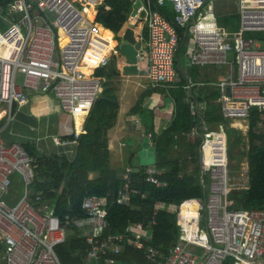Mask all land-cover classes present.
Here are the masks:
<instances>
[{
    "label": "built area",
    "instance_id": "obj_1",
    "mask_svg": "<svg viewBox=\"0 0 264 264\" xmlns=\"http://www.w3.org/2000/svg\"><path fill=\"white\" fill-rule=\"evenodd\" d=\"M140 1L141 8L133 9L130 18L138 21L139 15L146 13V39L137 65L148 72L152 88L169 92L191 87L186 74L191 68L182 72L183 62L190 67L228 65L231 78L215 83L222 91L224 116L232 121H246L252 108H264V37L258 40L249 36L264 33V0L239 1L242 22L235 33L218 23L213 0ZM103 3L104 0L14 1L8 13L19 15L20 20L5 34L0 33V108L6 118L12 120L15 108L28 102V92L52 95L64 114L75 122L81 120L74 133V142L80 141L102 91L103 80L95 72L109 46L97 22L98 7ZM87 11L96 13V19H90ZM167 14L173 15V19ZM109 65L110 60L103 67ZM19 74L24 76L22 85L18 83ZM191 103L195 114L200 105L193 99ZM201 137L198 157L189 158L196 159L201 168L204 197L187 199L175 208L180 240L160 264H224L228 258H233V264H264V208H228L234 203L228 199L231 189L242 184L233 178L230 136L227 131L205 130ZM34 162L22 145L7 144L0 138V244L5 247V264H61L56 249L69 238L67 226L47 210L45 197L39 195L33 200ZM134 169L129 167L124 173L125 183L118 193L120 204L131 199ZM157 170L156 166L148 168L147 181L166 186L156 177ZM15 176L21 179L23 194L18 202L10 204L6 197L12 191ZM187 202H195L198 210L184 212L182 206ZM82 208L87 219L75 221L74 227L82 232L90 223L99 231H83L90 246L88 260L97 264L111 253L119 254L128 239L138 249L146 250L148 260L160 257L158 249L147 245L153 232L143 223L131 228L129 237H102L101 232L110 228V220L121 215L108 210L106 201L95 195L85 197ZM189 233L205 236L206 241L192 240ZM192 245L202 251L193 250Z\"/></svg>",
    "mask_w": 264,
    "mask_h": 264
},
{
    "label": "trees",
    "instance_id": "obj_2",
    "mask_svg": "<svg viewBox=\"0 0 264 264\" xmlns=\"http://www.w3.org/2000/svg\"><path fill=\"white\" fill-rule=\"evenodd\" d=\"M15 0H0V9L8 13ZM135 0H104L98 7L97 22L104 28L115 33L119 39L126 30L128 23L132 22L131 15ZM110 10H109V9ZM170 19L173 15L167 14ZM12 23L20 20L17 14H9ZM235 25L225 23L223 27L231 32L241 29L242 18L238 16ZM143 23L130 24L131 28L141 29ZM114 34V35H115ZM257 33H252L250 36ZM146 39V30H143V40ZM111 45L114 44L110 41ZM106 68L96 70L95 75L106 78L102 81V99L94 102V107L88 118L85 132L80 141L79 152L75 160L68 156L48 155L40 152L32 143L22 145L30 156L35 159L33 164L34 177L32 180V197L43 195L48 205L47 210L59 217L67 229L73 233L67 241L58 246L56 251L61 264H88L86 258L90 246L85 237L80 236L81 230L74 227V222L87 219L82 208L85 197L95 195L106 201L108 210L120 214V218L110 220V228L104 232V237L111 234H126L139 223L153 232L151 245L161 253L156 261L147 258L145 249H138L128 239L119 254L111 253L103 257L98 264H160L164 262L169 250L179 242L181 233L177 226L175 208L183 201L200 199L204 197V186L201 183V168L196 159L202 144V134L205 130L227 131L230 136V157L243 143L247 145L246 157L248 161L249 183L245 188H233L229 198L233 205H241L244 210H257L264 208V134L260 126L264 124V108L254 107L248 117L249 130L246 136L231 126L232 120L227 119L223 113L221 101L222 91L215 85L219 79L216 74L207 69V87L198 90L197 95L189 96L187 89L179 88L167 92L164 89L148 88L142 94L140 107L131 112L132 117L139 113L148 130L156 133L157 115L155 109L146 107L148 98L157 94H164L174 103L173 117L167 129L160 135L154 134L156 146L155 166L156 177L166 186H158L148 182L149 166L135 167L136 155L129 159V166L133 171L131 199L128 203L118 202V193L124 186V173L126 168L114 166L113 152L111 150L110 135L118 126L122 110L121 99L115 95L112 78L107 76ZM123 80L129 78L119 72ZM148 74L145 73V76ZM197 81L196 79H192ZM120 84L123 85V82ZM110 87V88H109ZM191 98L205 102L204 108L193 114ZM17 108L14 110L16 113ZM203 121V122H202ZM196 128L197 133H195ZM193 134V135H191ZM190 135V136H189ZM75 137L62 139V142L74 141ZM16 186H12L14 192ZM16 198L9 194L8 203ZM162 205V206H161ZM40 207V206H39ZM37 207V208H39ZM45 213V212H43ZM155 222V224H153ZM201 252L200 250H198ZM0 254H5V247L0 244ZM0 264H5L0 257ZM224 264H233V258H228Z\"/></svg>",
    "mask_w": 264,
    "mask_h": 264
},
{
    "label": "crops",
    "instance_id": "obj_3",
    "mask_svg": "<svg viewBox=\"0 0 264 264\" xmlns=\"http://www.w3.org/2000/svg\"><path fill=\"white\" fill-rule=\"evenodd\" d=\"M126 27H130V23H128ZM101 29H104V32H106L104 35L106 36L107 32L112 33V31L102 26ZM113 37L115 38L114 33L108 39L114 44V48L116 41H113ZM114 55L116 58H114ZM125 59L126 57L120 55L118 51H112L110 65L104 67L106 68V71L104 72H106L107 76L112 78L111 80L114 82L111 88L115 87V95L118 96L122 102V110L118 126L110 135L113 162L116 166H122L127 169L131 167L128 164L130 157L135 154V160L138 159L140 163L143 164L141 166H155L156 156L154 147L156 146V143L155 140L152 141L151 139H154V134L160 135L167 129L175 110L174 103L171 98L167 96L162 97V94H157L152 98L147 99L146 107L150 108V110L155 109L157 115L156 133L154 132L155 128L154 130H148L146 128V125H144L143 119L140 116V111L136 117H132L131 112L136 108V105L140 107L142 94L146 91L148 87L147 83L150 79L148 76L142 74L143 69L140 66L139 69L136 70L132 68L130 63L125 62ZM120 61H122L124 65L129 66V69L125 72L130 76L124 80L119 73L121 71ZM186 74L189 75L188 79L192 82V86L186 88L189 92V96L191 95V97H193V95L199 94L198 90L200 87H207V82H205V80H207V66L202 67L200 71H197L196 74H194L192 79L194 78L197 81L191 79V71L188 70ZM180 77L185 80L182 74ZM101 79L106 80L104 77ZM145 79H148L149 81L145 82ZM121 82H123V85L120 84ZM149 83H151V81ZM28 97V102L23 105L22 108L16 110L12 120L6 118L5 112L3 113L4 109L0 108V113H2V115H0V138L4 139L7 144L17 143L25 145L32 143L44 154L68 156L70 160H75L79 152V142H74V140L73 142L67 141L63 143L62 139L75 137L74 133L76 128L79 127L78 119L76 122L73 120L74 128H72L71 125L69 126L68 122L72 118L61 111L57 100L52 95H40L28 92ZM192 99L194 100V103H199V110L204 108L205 102L200 103L196 98H191V100ZM131 126H133L132 129ZM196 130L198 129L196 128ZM189 157L191 158L192 156ZM16 177L17 176L14 177L15 186L17 185ZM11 193L14 194L16 199L10 204L18 202L23 194L22 191L18 192V189H15L14 192L11 191ZM8 196L6 197L7 199ZM83 231L88 234L99 232L98 230H95L90 223L85 225ZM83 231L79 234L80 236L85 237ZM71 233L73 232L69 231V237L71 236ZM103 234L104 232H101L100 236L104 237ZM86 260L88 264H96L87 258Z\"/></svg>",
    "mask_w": 264,
    "mask_h": 264
},
{
    "label": "rangeland",
    "instance_id": "obj_4",
    "mask_svg": "<svg viewBox=\"0 0 264 264\" xmlns=\"http://www.w3.org/2000/svg\"><path fill=\"white\" fill-rule=\"evenodd\" d=\"M240 0H213L211 1V4L215 7V11H216V18L219 24H221L222 26L226 25L225 23H228L230 25H235L238 22V16L241 15V11H240ZM135 21L130 22V24L132 25ZM13 25V23L10 20L9 17V13L6 12V10L0 9V33L5 34L7 31L10 30L11 26ZM143 26L141 28V30L134 28L135 32L137 33V37L139 41H142V43L144 44V40L142 39V33H143ZM24 32L25 34L28 33V28L25 27L24 28ZM115 34V33H114ZM111 32H107V38H110L111 36ZM253 37H255L258 40H262L264 37V33H257V34H253ZM114 38V37H113ZM115 39H116V49L118 50L117 47V43H119V37L115 34ZM188 42H190V38L188 39ZM262 47L264 50V42L262 43ZM117 52V51H116ZM189 52H192V50L190 49ZM125 56V55H123ZM114 58L115 55H114ZM113 58V59H114ZM234 59V55L231 54L230 55V61L233 62ZM125 62H128L129 60L125 59ZM202 67L205 66H194V67H190L188 65L187 62H183L182 64V72L185 70V68H191L190 71L192 72V77L194 76V74H196L197 71H200L202 69ZM207 69H209L210 71L214 72L216 74V78L219 79L218 82H220V80H228L231 78V69L228 65H207ZM148 74V72L146 73ZM239 74V68L237 69V75ZM23 74H19V80L18 83L22 85L23 82ZM140 80V79H139ZM145 82L149 81L148 79L144 80ZM150 82V81H149ZM147 83V89L151 86V83ZM103 88V87H102ZM146 89V91H147ZM69 126L71 125L72 128H74V123H73V119H71L69 122ZM231 126L233 128H236L240 131H243V135L246 136L249 130V126H248V120L246 121H233ZM133 126H131L132 129ZM260 132H262L264 134V124H262L260 126ZM246 152H247V145L246 143H243L240 148L238 150H236V152L233 155V159L232 157H230L231 160V168H232V172H233V178L235 179L236 183H242V184H246L245 186L242 184H239L237 186V188H244L248 185L249 183V178H248V161H247V157H246ZM144 161V160H143ZM114 166L115 163L113 162ZM243 176V177H242ZM17 181H16V189H18V192L21 191L22 188V183H21V179L19 176L16 177ZM244 186V187H242ZM210 183L209 186H207V192L210 193ZM230 200V198H228ZM230 211H241L242 210V206L241 205H233L230 204L228 206ZM191 248L197 252H199L198 250H200L199 247H197L196 245H192ZM200 253V252H199ZM0 257H2V261H3V254H0Z\"/></svg>",
    "mask_w": 264,
    "mask_h": 264
},
{
    "label": "water",
    "instance_id": "obj_5",
    "mask_svg": "<svg viewBox=\"0 0 264 264\" xmlns=\"http://www.w3.org/2000/svg\"><path fill=\"white\" fill-rule=\"evenodd\" d=\"M141 1L136 0L134 4V9L138 10L141 8ZM146 13L142 12L138 19L139 21L145 20ZM118 52L120 55H125L126 59L129 60L128 63L131 64L132 68L138 70L139 65L138 64V54L142 50V41H139L137 36L135 35V32L131 29V27L126 28V30L123 32L119 39V43H117ZM145 71L142 72V74L145 76ZM107 87H103L102 91L98 94L97 99L104 98L103 96V90H106ZM228 93H231V87L228 88ZM232 148V145L230 144V149ZM136 169L139 170L140 166L136 165Z\"/></svg>",
    "mask_w": 264,
    "mask_h": 264
},
{
    "label": "bare ground",
    "instance_id": "obj_6",
    "mask_svg": "<svg viewBox=\"0 0 264 264\" xmlns=\"http://www.w3.org/2000/svg\"><path fill=\"white\" fill-rule=\"evenodd\" d=\"M88 12V16H89V18L90 19H96V13H94L93 11H87ZM136 23H143V21H138V22H134L133 23V25L134 24H136ZM143 26V25H142ZM133 31H134V29L133 28H131ZM101 35H102V37H104V38H106L108 41H109V46H108V50H107V53H106V56H104V61H103V63L101 64V65H99V67L100 68H102L103 67V64L104 63H106V62H108L109 60H111V58H112V51H113V46L111 45V43H110V40L106 37V35H104V33H106V32H104V29H101ZM135 32V31H134ZM135 35H136V33H135ZM137 36V35H136ZM138 38V37H137ZM120 67H121V71L120 72H123L124 74H126V70L127 69H129V66L128 65H124L123 64V62L122 61H120ZM127 76H130V75H128V74H126ZM150 79V78H149ZM156 88H158V87H156ZM78 121V125L80 126V124H81V120L80 119H78L77 120ZM141 166V165H143L142 163H140V161L138 160V159H136L135 160V166ZM198 205L195 203V202H187V203H185L183 206H182V210L184 211V212H186V211H191L192 213L193 212H195V211H197L198 210ZM189 235V237L192 239V240H195V241H206V238H205V236H202L201 237V235H197L196 233H189L188 234Z\"/></svg>",
    "mask_w": 264,
    "mask_h": 264
}]
</instances>
